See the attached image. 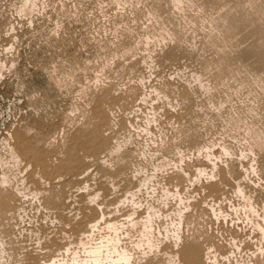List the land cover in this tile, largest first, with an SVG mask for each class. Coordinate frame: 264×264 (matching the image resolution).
I'll use <instances>...</instances> for the list:
<instances>
[{
	"label": "rangeland",
	"instance_id": "obj_1",
	"mask_svg": "<svg viewBox=\"0 0 264 264\" xmlns=\"http://www.w3.org/2000/svg\"><path fill=\"white\" fill-rule=\"evenodd\" d=\"M0 71V264L102 212L137 264H169L136 247L148 217L168 252L182 221L185 250L264 264V0H0Z\"/></svg>",
	"mask_w": 264,
	"mask_h": 264
},
{
	"label": "bare ground",
	"instance_id": "obj_2",
	"mask_svg": "<svg viewBox=\"0 0 264 264\" xmlns=\"http://www.w3.org/2000/svg\"><path fill=\"white\" fill-rule=\"evenodd\" d=\"M212 154L210 153L209 155L208 153V155L206 156L208 158H211L213 156ZM11 155L12 158L17 161V163H20V159L18 155L13 153V151ZM87 171L81 173L80 176H83ZM204 171H205L204 169H200L199 174L204 173ZM214 177H215L214 175L210 176L211 179ZM2 183L5 185L10 184V180L6 174L2 178ZM89 187H87L86 190H89L90 189ZM237 190H236L238 192L237 194L239 195L240 198H242L243 203L246 204V209L248 208L249 211H254L256 206L255 198L252 195H249L245 191V189H243L241 186H239ZM99 197L100 195L98 194L92 196L91 203L97 206V201ZM218 211L220 212V214L222 213L221 208H219ZM134 215H135L134 213L128 215L127 218L128 230L130 228L134 229L138 224V222L135 221L134 219ZM105 216L106 215L103 214V212L102 214L99 215V217L94 221L93 225L91 224L92 233L82 234L81 236L82 238L78 241L77 246H75L73 242H70L68 246L63 248V250H59L58 254L52 256L51 258L47 259L48 258L47 256L42 257L43 260L42 259L41 260L43 262L40 263L41 262L40 261L39 264H137L138 262L136 259L135 252H133L132 249L129 250L127 247L123 245V239L121 233L125 229L124 227L125 223H120L119 221H106ZM152 221H154L152 220V217H148L144 221H141L142 229H143L142 238L136 244L137 248H140L142 245L148 247V249H146L148 250V252L144 253L145 256H148V254L150 253L163 254L168 257L169 264H202V259L204 257L206 260V264H215L217 262V258H216L217 250L213 245L208 246L205 254H204V250L198 247H193L189 250H185L186 243L182 232V228L184 225L181 223L182 221L180 222L178 221L180 224L179 223L177 224L178 228L175 229L173 235L167 237L170 240L172 248L173 249L175 248L176 250L172 252H168L167 251L168 248L163 249L161 247L163 241L159 239L158 240L155 239L153 237L154 235L151 234L154 231V230L152 231V229L154 228ZM103 224L105 225V227L102 226ZM103 231L105 232L107 231V233H104L103 236L97 238L96 233L103 234ZM2 245H4V243ZM3 250L4 247L3 249L0 248V260L2 258L1 255L3 253Z\"/></svg>",
	"mask_w": 264,
	"mask_h": 264
}]
</instances>
